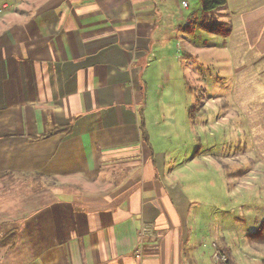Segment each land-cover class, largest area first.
<instances>
[{"label":"crops","instance_id":"obj_1","mask_svg":"<svg viewBox=\"0 0 264 264\" xmlns=\"http://www.w3.org/2000/svg\"><path fill=\"white\" fill-rule=\"evenodd\" d=\"M168 1L0 0V264H263L253 233L230 232L229 209L220 219L219 201L191 196L204 166L227 174L204 120L150 101L148 62L173 42ZM183 3L176 60L192 92L201 24ZM215 13L264 87V0ZM143 224L154 232L139 259Z\"/></svg>","mask_w":264,"mask_h":264},{"label":"rangeland","instance_id":"obj_2","mask_svg":"<svg viewBox=\"0 0 264 264\" xmlns=\"http://www.w3.org/2000/svg\"><path fill=\"white\" fill-rule=\"evenodd\" d=\"M183 1L191 5L188 15L198 22V26L201 24V28H192L193 33L189 39L199 54L200 59L193 64L201 72L204 84L203 90L194 84L192 92L187 91L182 79L181 63L176 60L177 55H182L178 45L180 41L176 36L180 37V29L184 26ZM168 2L166 18L172 23L171 28H175L171 33L173 42L148 62L150 77L149 81L145 78L144 82H150V101L166 109L176 104L182 108L183 105L193 107L191 114L204 120L203 124L208 128L204 132L199 129V135L206 140L208 132L213 133L208 152L218 156L224 172L231 176L225 174L224 178L222 170L219 172L210 168L211 165L209 168L204 166V171L198 172L197 179L193 181L197 189L190 190V193L203 200L209 208L213 202L219 201L220 219L229 209L227 226L230 232L234 231L237 239L241 234L257 232L264 222V100L260 91L264 87L258 69H242L248 63L239 56L241 52L237 48L236 51L228 48L227 37L202 27L205 21L227 23L220 21L218 14L204 18L199 0ZM236 58L239 62L235 63ZM189 125L186 127L187 133L192 137L188 136V143L192 146L196 141L193 139L194 130ZM158 147L159 143L155 140V148ZM227 203L230 206L224 205Z\"/></svg>","mask_w":264,"mask_h":264},{"label":"trees","instance_id":"obj_3","mask_svg":"<svg viewBox=\"0 0 264 264\" xmlns=\"http://www.w3.org/2000/svg\"><path fill=\"white\" fill-rule=\"evenodd\" d=\"M201 1V8L204 14V18H209V15L215 14V12L221 11L226 9L227 7V0H199ZM203 28H205L207 31L216 34L223 35L224 37H228L231 34V27L228 23H210L205 21L203 23ZM225 28H228L227 30H223ZM64 131H68L67 129H61L57 131H53L49 133L47 136H52L58 133H62ZM141 132H142V138L143 140L149 145V135L147 126L145 123L141 124ZM251 241L253 244H258L264 246V222L260 225L257 232L253 233L251 236ZM263 264H264V258H263Z\"/></svg>","mask_w":264,"mask_h":264},{"label":"built area","instance_id":"obj_4","mask_svg":"<svg viewBox=\"0 0 264 264\" xmlns=\"http://www.w3.org/2000/svg\"><path fill=\"white\" fill-rule=\"evenodd\" d=\"M154 229L152 226L148 224H143L139 233V246L136 249L135 255L137 258L141 259L145 249L146 241L152 237ZM215 261L217 263H225L227 262V256L221 253L220 251H216L215 253Z\"/></svg>","mask_w":264,"mask_h":264}]
</instances>
